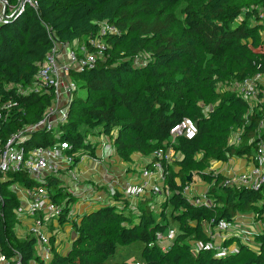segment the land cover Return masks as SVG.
Returning <instances> with one entry per match:
<instances>
[{
  "label": "trees",
  "instance_id": "trees-1",
  "mask_svg": "<svg viewBox=\"0 0 264 264\" xmlns=\"http://www.w3.org/2000/svg\"><path fill=\"white\" fill-rule=\"evenodd\" d=\"M9 6L20 0H5ZM12 19L0 23V108H12L0 119V141L39 122L54 102V88L42 93H22L18 85L33 82L40 65L54 43L80 42L91 52L89 40L97 35L107 43L104 57L91 68L70 69L76 84L71 94L67 121L60 125V141L75 156L95 155L87 135L96 128L114 140L118 154L129 159L135 153L151 156L163 149H175L179 156L163 158L165 183L170 195L160 218L154 217L149 201L144 202L137 220L114 200L73 216L75 237L67 253L59 250L52 237L53 255L49 264H138V261H111L120 246L143 242L141 264H264V229L257 233V245L232 235L224 247L236 250L217 255L213 249L198 251L197 242L211 237L208 223L233 222L238 213L254 212L264 220V189L223 183L225 177L207 172L212 161L229 162L233 156H250L257 149L264 103L252 109L248 101L229 88L264 73V0H36ZM245 18L237 23L240 16ZM255 18V21H251ZM116 24L119 34H100V23ZM263 22V23H262ZM237 23V24H235ZM148 54L136 65L140 54ZM260 98L264 87L260 86ZM207 106L212 108L205 112ZM192 118L198 133L194 139L178 137L172 143L171 130L184 118ZM236 128L243 130L241 144H230ZM53 133L37 129L26 133V150L53 144ZM201 155V156H199ZM152 167V164H150ZM190 173L213 184L207 198L211 204H194L185 195L191 185ZM36 185L26 172H0V250L8 258L19 256L23 264L40 260L37 239L21 238L16 209L21 203L14 185ZM47 185L56 202L71 210L74 197L63 189L61 179L48 176ZM170 209V211H168ZM66 216L60 218L64 227ZM178 234L169 247L157 235L171 225ZM40 263L44 264L43 261Z\"/></svg>",
  "mask_w": 264,
  "mask_h": 264
},
{
  "label": "built area",
  "instance_id": "built-area-1",
  "mask_svg": "<svg viewBox=\"0 0 264 264\" xmlns=\"http://www.w3.org/2000/svg\"><path fill=\"white\" fill-rule=\"evenodd\" d=\"M1 1L0 23L17 16L24 10L27 3L37 6L36 0H20L16 6H9L7 1ZM120 32L119 27L112 22L102 21L100 23V34H119ZM51 37L54 45L47 54L44 62L40 65L33 82L29 85L19 84L18 91L22 93H42L54 88L56 98L47 108L44 117L39 122L13 133L5 143L0 141V172H26L37 182L36 185L27 187L17 184V188H14L16 191L17 189L20 191L19 195L22 197L19 196L21 203L16 209L19 221V228L16 227V230L20 235H29L37 239L41 246V253H38V255L44 264H47V262L50 263L53 255L52 237L56 238L55 245L61 250L59 237L63 226L60 224V218L66 216L67 222L64 227L68 225L72 227L70 221L73 218L72 204H70L71 210L67 212V204L65 202H56L53 199L52 191L47 185V177H57L61 179L63 184H66L68 187L72 186V191L70 192L73 194L81 182L79 163L76 162L75 156L67 152L69 148L68 144L65 141H60L59 127L68 119L70 104L69 100L67 105L60 106L59 99L61 90L66 85L64 92L67 96L70 94L71 97L72 92L76 88V84L68 78L69 70L73 68L79 70L91 68L99 57H104V52L108 48L107 43L99 35L89 40V44L96 47L97 52L89 51L88 45L81 44L78 41L64 43L58 40L53 33ZM261 76H264V73L257 74L255 77L241 82L242 88L240 94L248 101L252 109L260 106V102L264 101V98H260L261 88L256 82ZM12 105V102H8L3 106L2 109L6 110V115L12 108ZM2 109L0 108V119L4 118ZM263 125L264 117L260 122V128ZM37 129L51 131L55 141L48 146H40L26 150L22 145L26 133ZM197 133L198 126L190 117L184 118L171 130L172 139H176L179 136L194 139ZM152 156L154 160L141 171V177H135L134 180L124 187V190L120 191L123 196L128 198L130 203L144 196L151 187V181L158 176L168 189L165 183L163 158L166 157L168 161H171V153L168 152L166 154L163 149H158ZM250 159L253 163H257V166H253L249 173L246 172V174L241 175L236 181H238L239 186L255 190L264 189V173L262 171V166H264V138L258 142L257 149L250 156ZM150 164H152V167ZM64 178H66V181H63ZM184 193L194 204L212 203L211 199L207 198L206 195L192 194L191 185L185 187ZM213 222L215 221L208 223L211 228L210 232H208L211 239L206 243H195V249L197 251L202 248L213 249L220 256L226 255L228 250H236V248H226L223 245L224 240L228 238V233L234 230V225H236L235 220L229 222L223 219L215 224ZM222 232H225L227 235L222 237L223 240L221 242L216 240L215 236L221 237ZM177 234L178 228L172 226L166 233L160 232L157 235V240L162 245L164 241H173ZM234 235L239 237V233H235ZM39 262V260H33L30 264H39ZM0 264L23 263L19 256L8 258L0 250ZM138 264L141 263L138 262Z\"/></svg>",
  "mask_w": 264,
  "mask_h": 264
},
{
  "label": "rangeland",
  "instance_id": "rangeland-1",
  "mask_svg": "<svg viewBox=\"0 0 264 264\" xmlns=\"http://www.w3.org/2000/svg\"><path fill=\"white\" fill-rule=\"evenodd\" d=\"M244 18H245L244 15L240 16L237 20V23ZM251 21L254 22L255 18H253ZM262 34L264 36V28L262 30ZM147 57L148 54L146 53L140 54V56L135 60L136 65H143L146 62ZM68 78L70 80H73L69 72H68ZM256 82L259 86L264 87V76H261L258 80H256ZM65 86L66 85H64V88H66ZM64 88H62L60 94V99H59L60 106L67 105L68 101L70 100L69 99L70 94L67 96L66 93L64 92ZM221 88H229L233 91L240 93L242 87H241V83L234 81L230 83L228 86H221ZM262 102L264 103V101ZM211 108L212 106H207L205 108V112H208ZM242 132L243 130L241 128H236L231 134L229 140L230 144L239 147L241 144L240 136ZM260 135L262 136L264 135V125L260 129ZM113 140L114 139L111 136L105 135L100 128L93 129L87 135V141L94 144V150L96 156L95 157L92 156L89 152L81 154L80 156L81 161L79 162V165L81 162L85 163V166L83 167L84 169L83 172H85V176L82 177V181L85 182L86 184H89L88 187H92V186L94 187L95 185H97V188L94 187V190H96L95 195L93 196V198L91 197L92 199H94V201L99 200L98 196L101 194H103L107 200H111V201L114 200L113 198H115L116 191L120 192L124 190L125 189L124 187L129 182L134 180L135 177L140 178L141 171L151 161L154 160V157L152 155L143 156L139 153H135L128 160L124 159L118 154V152L114 148ZM172 143L178 145V137L176 139H172ZM168 152L171 153L170 156L171 160L179 156V153H177L174 148L170 149ZM253 153L250 156H252ZM250 156L249 157L233 156L229 162L213 160L211 167L207 169V172H214L216 174H221L222 176L225 177L223 183L225 184L229 183V185L237 187L239 186L238 181H236L238 177L246 174V172L249 173L253 166H257V163L252 162ZM262 171L264 173V166H262ZM63 181H66V178H64ZM17 186L18 185H16L14 188H17ZM212 186L213 184L205 182L197 173L193 174L192 183H191L192 194H197V195L202 194V195H206L207 197L208 192L212 188ZM62 189H63L62 191L71 194L74 197V203L72 205V211L74 216L76 215L75 213L77 209H80L81 206L80 203L83 202L84 196H75V194L70 192L72 191L71 190L72 186L68 187L66 184H64ZM17 192L19 193L20 191H18L17 189ZM169 195L170 193L168 192V189L165 187L164 182L158 176L157 178L151 181V187L148 189L146 194L142 196L140 199L133 201V203H130L128 198H126L122 194L123 199H126L129 202V204L125 206V203L121 201L118 203V205L120 206V208L124 207L123 209H125V211L128 212L134 220H137L142 211L144 202L149 201L151 208L153 209L154 217L161 220L160 213L166 201V198ZM19 196L21 197V195ZM168 211H170V209ZM234 220L236 222L235 224L237 225V227L236 225H234L233 231L239 233V237L243 241L256 246L257 245L256 235L257 233L261 232L264 229V220L259 219L254 212L238 213ZM20 226L23 227L22 225ZM172 226L173 224L171 225V227ZM17 228H19L18 225ZM206 229L208 232H210L211 228L209 225H207ZM61 230L62 232L59 237L61 241L60 248L63 253H67L71 241L74 239L76 234L70 225H68L67 227H63ZM224 235L225 232H222L221 237L215 236V238L216 240L222 242L223 240L222 237H224ZM20 236L21 238L24 237V235H20ZM171 243L172 241H164L162 243V246L169 247ZM143 245H144L143 242L136 241L130 245L120 246L116 254L112 256L110 260L111 261L127 260L134 262L138 261L142 263ZM235 248H237V244L234 243L231 246V249H235ZM36 249L37 252L40 254L41 246L38 241L36 243ZM40 262L39 264H42ZM47 264H49V262H47Z\"/></svg>",
  "mask_w": 264,
  "mask_h": 264
},
{
  "label": "crops",
  "instance_id": "crops-1",
  "mask_svg": "<svg viewBox=\"0 0 264 264\" xmlns=\"http://www.w3.org/2000/svg\"><path fill=\"white\" fill-rule=\"evenodd\" d=\"M1 4H2V1L0 0V6H1ZM84 166H85L84 162H81L80 165H79V172H80V175H81V182L77 186L76 192L74 193L75 196H84V199H83V202L80 203L81 204L80 209H77L75 214H79V213H83V212L89 211L92 208L99 207L101 205V203L110 202L111 201V200H107L106 197L103 194L98 196L99 200H97V201H94V199H92L93 196L95 195V191H96V190H94V187L97 188V185H95L94 187L93 186L92 187H88L89 184H86L85 182L82 181V177L85 176V172H83V170H84L83 167ZM86 175H87V173H86ZM234 232L235 231H233V232L230 231V233H228V235L227 234H225V235L230 237V236H232L233 234L236 233V232L235 233Z\"/></svg>",
  "mask_w": 264,
  "mask_h": 264
},
{
  "label": "water",
  "instance_id": "water-1",
  "mask_svg": "<svg viewBox=\"0 0 264 264\" xmlns=\"http://www.w3.org/2000/svg\"><path fill=\"white\" fill-rule=\"evenodd\" d=\"M192 177H193V173H190L189 180H192Z\"/></svg>",
  "mask_w": 264,
  "mask_h": 264
}]
</instances>
